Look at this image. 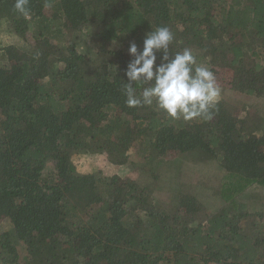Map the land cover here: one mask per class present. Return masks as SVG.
I'll return each instance as SVG.
<instances>
[{
	"label": "trees",
	"instance_id": "16d2710c",
	"mask_svg": "<svg viewBox=\"0 0 264 264\" xmlns=\"http://www.w3.org/2000/svg\"><path fill=\"white\" fill-rule=\"evenodd\" d=\"M13 4L0 0V264H264V0H29L27 19ZM158 26L172 52L227 73L211 120L126 106L129 43ZM82 154L151 182L82 173ZM184 162L214 177L163 178Z\"/></svg>",
	"mask_w": 264,
	"mask_h": 264
},
{
	"label": "clouds",
	"instance_id": "9594fccd",
	"mask_svg": "<svg viewBox=\"0 0 264 264\" xmlns=\"http://www.w3.org/2000/svg\"><path fill=\"white\" fill-rule=\"evenodd\" d=\"M28 4L29 0H14L13 9L27 19ZM173 40L167 26H158L145 33L142 48L135 41L129 43L125 104L154 107L173 121L211 120L221 96L216 76L210 67L197 62L191 49L172 52Z\"/></svg>",
	"mask_w": 264,
	"mask_h": 264
},
{
	"label": "rangeland",
	"instance_id": "374dc122",
	"mask_svg": "<svg viewBox=\"0 0 264 264\" xmlns=\"http://www.w3.org/2000/svg\"><path fill=\"white\" fill-rule=\"evenodd\" d=\"M86 46H90L89 44H87ZM86 46H82L80 47V50L86 53H92V50L90 51V49L92 47L87 48ZM227 73L226 72H221L220 74L216 75V79L218 80V85L221 89V96L225 97L228 96L230 94L229 88H227L226 91L223 92L222 86L221 84H223L224 80L227 78ZM230 96V95H229ZM170 160L174 159L173 155H171L169 157ZM175 161V160H172ZM180 162V161H179ZM74 163L77 167V169L82 172V173H93V172H98L101 171L103 172L105 175H120L122 177L128 175L129 173H135L134 175L137 176L139 178V181L142 183H147V182H151V179L147 176L146 173L142 172V171H137L132 169V167L130 165H112L107 161V158L105 155H100V154H82V155H76L74 157ZM172 166V165H171ZM168 168V170H167ZM200 169L197 167V165L195 167H190L187 162L184 163H177L174 164V166L170 167H165L163 168L162 172L163 173V178L166 179H174L173 182H181V181H185L188 184L192 183V181L194 179H196V177L199 176H203L204 179H212L214 176H209V175H202L200 174ZM176 173H178V175L176 176ZM194 178V179H192ZM216 180V178H215ZM214 181V179L212 181H210V183L212 184ZM258 191H261L264 193V189H257ZM166 192H170V190L168 188L165 189ZM207 194V193H206ZM207 197V195H206ZM3 225V224H2ZM0 225V230H2L3 226Z\"/></svg>",
	"mask_w": 264,
	"mask_h": 264
}]
</instances>
